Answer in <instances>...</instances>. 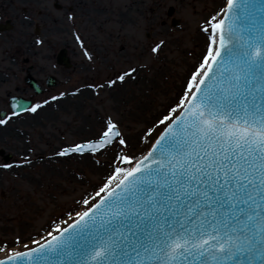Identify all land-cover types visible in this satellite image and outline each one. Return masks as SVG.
Segmentation results:
<instances>
[{
  "label": "snow or ice",
  "instance_id": "obj_1",
  "mask_svg": "<svg viewBox=\"0 0 264 264\" xmlns=\"http://www.w3.org/2000/svg\"><path fill=\"white\" fill-rule=\"evenodd\" d=\"M200 31L203 51L147 130L148 148L127 151L121 122L108 116L94 135L56 150L50 158L99 163L111 154V169L34 246L0 242V264H264V0H220ZM136 75L130 67L87 87L100 95ZM49 103L13 97L0 126ZM32 163L26 155L16 166Z\"/></svg>",
  "mask_w": 264,
  "mask_h": 264
},
{
  "label": "rangeland",
  "instance_id": "obj_2",
  "mask_svg": "<svg viewBox=\"0 0 264 264\" xmlns=\"http://www.w3.org/2000/svg\"><path fill=\"white\" fill-rule=\"evenodd\" d=\"M138 1L140 5L137 8L140 10L135 9L129 15L134 17V14L142 12L140 21L142 28L139 33L136 32L139 28L136 29L133 22L126 18L129 24L125 25L122 32H125L129 40L118 43L115 38L105 39L107 47L102 50L109 53L111 60L108 64L111 66L108 67L107 80L116 77L115 69L119 67L122 71L135 67L138 69V75L121 85L125 90L124 96L119 94L117 99H114L113 90L100 95L88 93L85 96L86 101L84 99L81 104L84 108L79 111L73 113L71 110L59 109L61 111H57V128L47 126L42 129L40 137L35 138V145L38 147L36 150L44 159L50 158L55 150L68 143H75L94 135L108 116L121 122L122 131L130 141V148L127 151L139 155L148 148L147 140L144 139L147 130L179 97L190 69L203 51L204 37L200 25L204 18L217 9L220 0ZM124 3V10L128 14L133 8V0H124ZM145 7L147 9H144ZM52 14L54 16L46 17V22H40L36 16H30V19L40 26L46 25L47 29L54 27L57 37V12ZM174 19L180 20L178 27L173 26ZM150 20L153 21L151 24ZM117 28L116 25H110L109 30L113 36L116 35ZM150 30L153 37L147 41L146 35ZM29 31L32 34L31 38L34 39L32 25ZM134 34H137L140 40L138 48L131 38ZM99 35L100 39H104L108 33ZM160 41L165 42L161 53L153 54L151 48ZM121 48L124 49L123 58L118 66L117 55ZM35 50L36 52L44 50L46 54L49 52L48 48ZM13 52L16 54L14 49ZM22 60L23 57H20L19 62L22 63ZM65 75L70 74L67 72ZM119 85L116 88H119ZM80 116L93 119L99 125L88 133L91 126L88 123L84 124L86 122H82ZM162 127L163 125H157L152 135H156ZM26 142L25 139L24 143ZM31 146L34 148V144ZM53 162L57 165V162ZM90 162L95 168L93 174L82 165L77 168L73 164L59 166V169H62L60 172H70L69 177L57 173L58 169L55 176L54 170L57 166L45 162L52 171H45L42 185L39 183L36 186L31 181L27 183L17 178L12 182L4 180L2 183L4 187L0 186V242H7L11 246L19 236L23 237V242L31 243L33 239H40L42 235L47 236L50 224L68 219L73 209H79L80 200L89 193H94L96 187L103 183L111 169L112 156L109 154L100 157L99 163L93 158ZM99 169L98 174L96 172ZM32 174L37 176L36 173Z\"/></svg>",
  "mask_w": 264,
  "mask_h": 264
},
{
  "label": "flooded vegetation",
  "instance_id": "obj_3",
  "mask_svg": "<svg viewBox=\"0 0 264 264\" xmlns=\"http://www.w3.org/2000/svg\"><path fill=\"white\" fill-rule=\"evenodd\" d=\"M139 5L138 0H133V8L127 14L124 10V0H0V113L12 111L13 97L33 103L50 100V103L39 109L36 114L25 112L15 123H10V126H0V130L13 129L17 134L20 133L19 128H24L22 144L25 139L27 141L24 143L26 150L22 151L18 147L11 149L13 143L14 145L18 143L13 138L0 140V166L13 165L11 168L0 167V186L4 187L2 185L4 180L12 182L14 178L27 183L32 181L36 186L39 183L42 185L43 179L39 176L45 175L46 168L43 156L36 150L38 147L35 145V138L40 137L42 129L47 126L57 128V118L49 124L41 113L43 111L55 113L59 110L62 98L51 101L53 96H60L64 92L68 94L64 96L65 98L81 94L86 96L88 93H94L87 85L108 81V67L111 66L108 64L111 60L107 51L102 52L107 47L104 40L115 38L118 43L127 42L129 39L125 32H122L125 25L129 24L126 18L133 22L136 29L139 28L136 30L139 33L142 28L140 22L142 12L134 14V17L129 15L135 9L140 10L137 8ZM153 5L156 6V3ZM53 12H57V37L54 27L47 29L46 25L40 26L30 19V16H36L40 22H46V17L54 16ZM152 22L149 21L150 24ZM31 25L34 28V39L31 38L32 34L29 31ZM110 25L118 27L115 36L109 30ZM151 30L146 35L147 41L153 37ZM100 33L108 35L100 39ZM77 35L83 41V47L80 40H77ZM131 38L138 48L140 45L138 35L134 34ZM36 48H48L49 52L47 54L44 50L36 52ZM121 49L117 55L118 66L123 58L124 49ZM62 52L68 59L69 69L59 63L58 58ZM86 52L91 54V60L88 59ZM20 57H23L22 63L19 62ZM119 68L115 69L116 77L123 72L122 68L121 70ZM111 69L114 70L113 67ZM67 72L69 76L65 75ZM77 89L80 90L79 93H76ZM116 89H118L116 86L105 88L101 93ZM31 144H34V148ZM26 155L33 163L17 167L16 165ZM1 255L4 253L0 252Z\"/></svg>",
  "mask_w": 264,
  "mask_h": 264
},
{
  "label": "bare ground",
  "instance_id": "obj_4",
  "mask_svg": "<svg viewBox=\"0 0 264 264\" xmlns=\"http://www.w3.org/2000/svg\"><path fill=\"white\" fill-rule=\"evenodd\" d=\"M116 91V92H115ZM113 94L115 93V96H114V99H117L118 95L120 94V96H124L125 94V90L121 88V86L116 89ZM84 99H85V95L84 94H81L80 96H77L75 98H72V99H68V100H65V101H61L59 102L60 106H59V109H63V110H71L73 113L75 111H79L80 109L84 108L82 104V101L84 102ZM86 101V99H85ZM84 104V103H83ZM60 110V111H61ZM42 117L44 118V120L46 119V122H48L49 124L54 121L56 118H57V112H53V113H49L48 111H43L41 113ZM80 120L82 122H86L84 124H90L91 126V129H88V133L92 131H94L95 129V126L97 127L99 124L93 120V119H90V118H87L86 119V116H80ZM26 124V123H24ZM27 127V126H26ZM78 133L80 132L79 130L77 131ZM18 134L16 133L15 130L13 129H8V130H0V140H2L3 138H13L15 142H18L16 143V145H14L13 143V146L11 149H14L15 147H18L19 150H26V145H24V143L22 144V140L19 138V135L17 136ZM91 135V134H90ZM19 145V146H18ZM71 161H73V163H71ZM49 163V164H52V166H57V168L54 170V173L55 171L58 169L59 171L57 173H59L62 169H59V165L61 164H65V163H69L70 165H74L76 168L79 166V165H82L85 169H88L92 174L95 172V168H93V166L91 165V162L90 160L85 157V158H65V159H55V162H57V165L54 164L53 161L51 160H46V163ZM45 170L46 171H49L51 172L52 169L50 167H47V165H45ZM94 171V172H93ZM99 170H97L96 173L99 174ZM57 173H55L54 175L57 176ZM60 173H63L65 176L69 177L71 176L70 172H60ZM26 179V178H25ZM32 182V181H31ZM33 183V182H32ZM29 246H32V244H30ZM3 257V255H1ZM0 256V258H1Z\"/></svg>",
  "mask_w": 264,
  "mask_h": 264
},
{
  "label": "water",
  "instance_id": "obj_5",
  "mask_svg": "<svg viewBox=\"0 0 264 264\" xmlns=\"http://www.w3.org/2000/svg\"><path fill=\"white\" fill-rule=\"evenodd\" d=\"M33 246V245H32Z\"/></svg>",
  "mask_w": 264,
  "mask_h": 264
}]
</instances>
